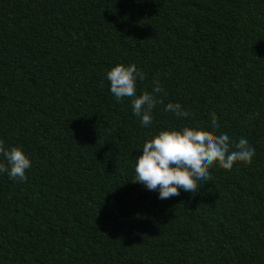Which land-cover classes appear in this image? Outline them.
Listing matches in <instances>:
<instances>
[{
  "label": "trees",
  "instance_id": "trees-1",
  "mask_svg": "<svg viewBox=\"0 0 264 264\" xmlns=\"http://www.w3.org/2000/svg\"><path fill=\"white\" fill-rule=\"evenodd\" d=\"M116 64L160 81L150 126ZM212 116L250 164L163 200L132 181L145 140ZM0 140L32 162L0 174V264H264V0H0Z\"/></svg>",
  "mask_w": 264,
  "mask_h": 264
},
{
  "label": "clouds",
  "instance_id": "clouds-1",
  "mask_svg": "<svg viewBox=\"0 0 264 264\" xmlns=\"http://www.w3.org/2000/svg\"><path fill=\"white\" fill-rule=\"evenodd\" d=\"M109 92L117 101L131 98V111L139 118L141 127L152 124V112L160 101L155 94H162L160 81L154 79L151 92L136 95L137 80L145 79L144 73L134 64H116L105 72ZM178 119H187L190 113L180 103L164 105ZM215 116L208 121V130L199 126H185L179 130H161L144 141L140 155L135 158L134 183L148 191H155L158 199L179 196L181 191L195 193L210 177L209 169L214 165L231 170L238 162L250 164L255 149L246 138L233 141L228 133L221 132ZM32 166L31 160L18 147H8L0 140V174L10 180L23 182L25 173Z\"/></svg>",
  "mask_w": 264,
  "mask_h": 264
}]
</instances>
